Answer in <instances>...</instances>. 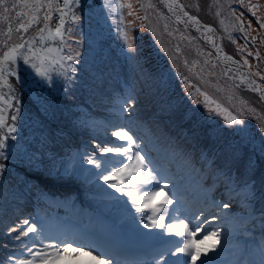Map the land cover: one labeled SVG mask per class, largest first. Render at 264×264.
<instances>
[{
  "label": "snow or ice",
  "instance_id": "1",
  "mask_svg": "<svg viewBox=\"0 0 264 264\" xmlns=\"http://www.w3.org/2000/svg\"><path fill=\"white\" fill-rule=\"evenodd\" d=\"M166 4L168 10L176 15L177 21L187 17L185 27L191 23L198 31H213L211 25L202 26L197 16L184 11L185 5L178 3V0H166ZM80 6L81 0H64L63 5L59 0H31V2L18 0V3H12L9 7L7 0H0V9H2L0 19L8 20V13L17 7L29 10L25 14L29 18L27 22L18 25L19 34L15 38L12 35L11 25L6 32L0 33L4 37L0 39V45L7 47V50L0 54V159H9V138L16 140L17 120L23 119V100L20 97L28 94L36 108L35 113L28 111V117L41 129L42 135L40 152L25 149L22 159L32 166L48 167L49 171L68 178L76 176L75 169L63 165L58 167L56 154L50 151L51 137L48 134V122L58 118L61 105L47 93L58 85L67 93L69 88L75 85L76 77L84 70L81 66L82 61L88 63L84 60L88 50L85 49L83 53L81 51L83 17L74 10ZM124 7L132 9L131 0L120 4L121 9ZM140 7L155 9L156 5L148 0L147 3H141ZM257 7L250 5L253 14ZM41 9H44L43 26L38 27L33 35L26 36L25 33L32 25H39ZM53 12H57L59 16L55 27L50 24ZM180 12L183 15H180ZM232 12L234 14L235 9H232ZM69 13L74 27L66 29V17ZM20 14L17 13L18 16ZM129 14L135 15V12L130 11ZM240 15L242 16L243 13ZM120 19L121 23L116 31L121 38L122 50H126V56L135 62L139 72L138 83L141 86L139 90L156 101L159 108L169 112L178 111L182 106L181 101L168 98V81L165 74L160 71H149L144 67L145 61L135 46V37L128 35L124 24L134 21L125 22L123 14ZM144 19H147V12ZM258 21L264 28V17H258ZM237 22L240 30L247 32L240 17H237ZM248 24L250 28L251 21ZM65 32H75L70 39L77 47L68 46L70 55H53L54 52L60 53L62 49L49 41L54 42L59 38L62 43H66ZM153 32L155 33V29ZM190 39L194 38L190 37ZM205 39L212 37L205 36ZM213 46L217 53L225 56L226 60L233 59L222 53L221 47L215 42ZM164 51L167 52L168 49L164 48ZM176 51H180L179 47ZM208 56L210 57L211 53H208ZM207 62L206 59L205 63ZM244 62L247 64L246 58ZM184 63L187 65V60ZM210 74L215 75V73ZM8 76L15 77L19 84V94L15 86L9 82ZM252 84H255V81H252ZM4 85L8 87L7 93L2 91ZM253 91L264 96V90L260 87L253 88ZM137 92L136 84H130L125 93L117 95L114 100V119L119 122H109L107 128L113 129L109 135L122 143L114 146L93 139L92 143L98 151L86 154V159L85 154H81V164L92 166L91 171L96 178L98 194L107 202L124 208L128 222L140 231L156 229L157 237L170 241L169 246L154 251L153 264H213V257L219 251L226 250V246L232 240L241 236L244 243L239 249V255L243 258L237 260L236 264H264V119L257 117L258 126L250 127L243 118L248 113L255 114L257 109L242 106L237 114L224 109L228 112L227 124L231 126L230 131L234 138L223 143L222 147L203 146L196 132L198 125L194 112H184L183 119L193 122L192 147L196 148V145L200 144L198 159L201 167H196L191 151L182 154L183 158L198 178L211 175L213 180V183L207 187L201 186L197 206L193 208L186 204L183 196L180 195L181 179L169 175L168 169L152 155L151 132L144 122L136 119L134 115L137 111L136 105L139 103ZM203 95L206 100L210 99L207 92ZM220 107L216 104L218 111ZM9 109L14 112L10 117L11 123L7 122ZM210 118L211 113H205L203 116V119ZM41 152L47 155V164ZM6 167L4 163H0V187L6 183L4 177ZM258 169L260 174L256 178ZM101 181L103 184L100 183ZM218 187L221 190L220 194L228 202L224 199H215ZM165 188H168L171 195L164 191ZM2 195L6 200L10 193L6 191ZM161 195L164 199L157 203ZM42 198L47 199V194H42ZM230 203H238L245 211L240 214L233 213ZM190 221L194 223L190 225ZM209 221H215L211 231L206 227ZM141 225L143 229L140 228ZM5 227L8 234H16L15 239L20 241L27 254V258L12 256L9 264H60L69 255V250L76 253L89 250L88 254L94 257L95 264H136L135 261L129 262L123 259L127 241L120 229H111L105 234H91L76 223L65 222L57 226L54 234L49 221L38 214L35 217L20 219L15 227L11 225ZM202 229L203 234L198 241L195 236L201 233ZM21 237L26 238L27 243L21 241ZM210 238L216 242L223 240V244L218 245L214 242L210 248L200 247L203 241ZM74 245L80 246L73 248ZM209 252L212 253L211 256ZM176 254L181 255L176 257ZM201 256L203 258L198 261Z\"/></svg>",
  "mask_w": 264,
  "mask_h": 264
},
{
  "label": "rangeland",
  "instance_id": "2",
  "mask_svg": "<svg viewBox=\"0 0 264 264\" xmlns=\"http://www.w3.org/2000/svg\"><path fill=\"white\" fill-rule=\"evenodd\" d=\"M31 2V0H29ZM127 0H81V6L75 8V12L83 17V23L81 25L83 29V48L88 50V54L84 56V60L88 61L85 64L81 63L84 69L76 77V83L72 88H69L67 93L63 91V88L58 85L50 93H47L55 102L61 105V112L58 113V118L48 122V134L50 135V151L56 154L57 166H66L70 168V162L77 159L75 164V171L79 175L73 183L70 184L71 179L65 177L56 172L49 171L48 167H35L30 165L26 160L22 159L25 149L33 152H40V139L41 129L36 123L29 119L28 111L35 113L36 108L32 103L31 96L25 94L20 98L23 100L22 104V116L23 119L17 120V137L13 141L9 138L8 151L10 156L8 160L0 159V163H4L7 167L4 171V177L6 183L3 187H0V260L2 254L8 252V250L16 249V245H13L10 241H15L16 234H8L5 225H11L15 227V224L20 219L35 217L37 214L49 221L50 226L55 234L56 228L60 225L61 220L73 223V220L69 218V211L57 210L56 213H50L48 211L44 214H32L30 215L29 203L36 200H41L42 194L51 190H59L58 193L66 192L74 189L84 179L93 177L89 180L90 186L96 185V178L94 174L88 172V177L81 176L82 170H86L88 165L81 164V154H90L94 151H98L95 145L92 143L93 139L98 141H104L105 143L116 145L117 138L111 137L109 133L113 130L107 128L106 122L118 123L119 121L114 119V114L110 116L109 120L105 123L101 122V127L95 125L93 120L89 119L87 111L82 107L79 97L82 95L85 86H91L93 93H98L104 85H108L111 81V75L116 76L120 74L123 69L129 72L137 81L135 82L138 89V105H136L137 111L134 114L135 118L142 119L146 110L151 109L152 105L149 103V97L144 99L141 97L139 72L136 68L135 62L126 56V50H122V42L119 33L116 31L117 26L121 23V14L125 22L134 21V23H125L124 26L128 31L130 37H135V46L137 47L140 56L144 59V67L149 71L163 72L168 81V98L177 99L181 101V115H184L186 111H192L195 114V120L198 127L196 132L200 143L206 147L210 144L213 146H223L228 140L233 139L230 127L227 124L228 112L224 109H228L232 114H237L239 109L244 106L247 108L255 107L257 112L255 114L248 113L243 118L250 127L258 126L257 117L264 119V101L258 92L253 91V86L247 81V79L233 70L232 68H226L219 59L217 52L206 43L205 39L198 35L196 30L188 24L185 27L186 18L177 21L176 15L170 12L167 6L162 0H151L156 5L155 9H143L140 7L141 3H147L148 0H131L132 9L124 7L120 8L121 3H126ZM158 2L160 4H158ZM9 7L12 3H18V0H7ZM59 3L63 5L64 0H59ZM178 3L184 4V11L189 12L190 15L196 16L199 20L198 12L202 11V15L210 18L217 23V27L211 23L212 29L216 35H214L213 42L218 44L222 51L231 56L234 60L240 62L245 68L244 70L251 74L258 82L262 83L264 88V28L261 27L258 17H264V0H178ZM250 5H257L255 14L250 8ZM163 7V8H160ZM232 9H235L233 14ZM168 13L164 14L165 11ZM2 11V9H0ZM130 11H134L135 15H130ZM206 11V12H205ZM29 10L27 8L17 7L8 13L9 19H0V33L7 31L9 25L13 29V37L15 38L19 33L17 32L18 25L21 22H27L28 16L25 15ZM147 12V19L144 16ZM17 13H21L19 16ZM243 13L241 16L240 14ZM43 14L44 9H41L39 15L41 21L39 25H32L29 31L25 33L26 36L33 35L38 27L43 26ZM162 14V15H161ZM237 17H240L244 21V28L247 32H242L239 28ZM59 21L57 12H53L52 20L50 24L52 27ZM251 21V27L249 28L248 22ZM143 25V27H140ZM167 25V27H165ZM66 29L73 28L74 22L71 20V13L66 17ZM155 29V33L153 32ZM22 31V30H20ZM75 35V32H65V41L62 43L59 38L56 41H49L54 46L61 47L60 53H53V55H70L68 46L76 48L77 45L70 39ZM194 38V39H190ZM3 35H0V39H3ZM255 38V39H253ZM179 47L180 51H176ZM167 48L168 51H164ZM7 47L0 45V54L6 51ZM211 53V56H208ZM257 53L259 54L257 56ZM173 57L175 59H173ZM247 59V64L244 62ZM207 59V64L205 60ZM112 61L111 66L107 61ZM187 60V65L184 61ZM196 62V63H194ZM230 69V70H229ZM225 72L227 74H225ZM210 73H215L211 75ZM260 73V75H257ZM249 76V75H248ZM187 77V79H185ZM243 77V79H241ZM8 80L17 89L19 94V84H17L15 77L8 76ZM259 82V84H260ZM63 80L61 79V84ZM4 93L8 92L7 85L2 88ZM207 92L210 99H205L203 93ZM98 96V95H97ZM199 101V103H194ZM15 103V101H13ZM216 104L221 107L219 111L216 108ZM153 110L158 109L159 113H163V110L169 114L166 109L159 108L157 102L154 101ZM205 113H211L210 119H203ZM14 114L12 109L8 110V123H11L10 117ZM170 115V114H169ZM171 116V115H170ZM145 117V116H144ZM162 118H165L162 116ZM145 120V119H142ZM146 123V122H145ZM186 126L188 130V138L191 139V133L193 131V122L185 120L181 123L179 120L175 122ZM167 124V121L164 122ZM174 124V123H172ZM174 124V125H176ZM176 125V126H178ZM181 128V126H178ZM99 128V129H97ZM183 128V127H182ZM71 131L76 135L83 129L85 148L84 151L77 153L76 150L70 151L69 144L70 139L68 133ZM100 131L99 136L93 134L90 135L92 130ZM153 141V140H152ZM185 142V141H184ZM196 147L199 149L200 144ZM152 155L155 157L153 149L155 145H151ZM44 156L45 164H47V155L44 152L40 153ZM195 154V153H194ZM99 155V153H98ZM71 156V157H70ZM69 157V158H67ZM74 157V158H73ZM78 157V158H76ZM198 155L193 156V161H197V165H200L197 160ZM156 158V157H155ZM157 159V158H156ZM61 163L59 164V162ZM164 163L165 168L168 169V174L173 175L181 179L185 185L180 190V195L183 196L185 203L190 205V200L199 199V193L201 186L206 187L213 183L211 175H208L200 180L195 172L190 168L182 167L176 159L171 161H161ZM257 162L259 163V156L257 154ZM201 167V165H200ZM199 167V168H200ZM202 169V168H201ZM62 170V169H61ZM259 169L256 172V178L259 177ZM75 178V177H74ZM83 178V179H82ZM103 184V181L100 182ZM180 183V184H181ZM206 185V186H205ZM169 188L171 185L168 186ZM63 190V191H62ZM9 192L10 195L5 200L3 197L4 192ZM62 191V192H61ZM168 192V188L164 190ZM220 188L216 189L215 195L218 198L224 199L228 202L224 196L220 194ZM50 193V192H49ZM48 194V193H46ZM164 196L161 195L160 200H163ZM175 200V198H174ZM47 202V201H45ZM97 203L92 208L97 213L100 211L95 219L90 222L88 228H94L97 230H104L106 233L111 229H120L123 232L124 238L127 241L126 247L129 245L139 246L145 250L154 249L155 251L169 246L170 241L163 240L156 236L158 230L156 229H143L141 225L140 231L135 225L128 222L126 218V210L118 205H113L102 198V203ZM191 206V205H190ZM194 208V206H192ZM230 208L233 213L240 214L245 210L239 206L238 203H230ZM52 214V215H51ZM91 217V215L89 214ZM64 222V221H63ZM85 223L86 214L81 215L76 223ZM194 221H190V225ZM94 226V227H92ZM194 230V229H193ZM203 234L197 233L196 240H200ZM167 235V234H165ZM10 240V241H9ZM240 245L244 243V239L238 238ZM157 242H160L158 248H155ZM220 245L223 241H213L212 239L203 241L200 247H209L213 243ZM164 245V247H161ZM80 245H74L73 248ZM134 246V247H135ZM89 250L76 253L69 250V255L66 256L68 263L73 264L79 261V264H95L94 258L88 254ZM226 250L219 251L218 254L213 257V264H229L230 259H225L229 256V252ZM10 253V252H8ZM7 253V254H8ZM23 254V256H22ZM225 254V255H224ZM228 254V256H226ZM181 254H176V257H180ZM211 256L212 253L209 252ZM221 256L222 258H218ZM17 258H27L26 252H21L17 255ZM203 258L202 256L198 258ZM225 259V260H221ZM90 261V262H89ZM7 264V263H3ZM147 264H153L148 262ZM234 264L235 261H234Z\"/></svg>",
  "mask_w": 264,
  "mask_h": 264
},
{
  "label": "trees",
  "instance_id": "3",
  "mask_svg": "<svg viewBox=\"0 0 264 264\" xmlns=\"http://www.w3.org/2000/svg\"><path fill=\"white\" fill-rule=\"evenodd\" d=\"M155 2H157V0H154V3ZM158 4L160 3L158 2ZM160 8H163V7L160 6ZM201 13L202 11H199L198 15H199V18L202 19V21L206 23H211L212 25L217 27V23H215L214 21H212L210 18L206 17L205 15L203 16ZM164 14L167 15L168 13L165 11ZM107 63L111 66L112 61L111 60L107 61ZM136 81L137 80L129 72L123 69V71L120 74H117L116 76L111 75V81L108 82L109 83L108 85L107 84L104 85L101 88V91L99 93L98 91L96 94L93 93L92 87L90 85L85 86L84 91L82 95L79 97V99L81 100L80 103L82 104V107L88 112L87 113V115L89 116L88 118L90 120L92 119L93 122H95L97 118H95L94 115H96L97 113L100 115H104L105 113H107L111 105L114 106L115 97L117 95L124 94L127 86L135 83ZM260 84L262 83L260 82ZM140 95L141 97H143V99L147 97L143 91L140 93ZM144 100L146 101L147 99H144ZM149 103L150 105L153 104L152 108L146 110L145 115H144L145 117L143 116L142 119H145L144 121L146 122V126L150 130L152 138L158 142V145L162 147L163 150H166L171 154H179L182 157L183 161H186V160L183 158L182 154L188 151L192 152V158L195 154L199 156V149L197 147L196 148L192 147L193 141H191L187 136L188 134V130H186L187 127L184 125L182 126L181 124L178 125L175 123L177 120H179L181 123L185 122V120L183 119V116L181 115V110L179 109L178 111H175V112H169V114L171 115L170 116L164 110H163V113H159L158 109L153 110V107H156V106H154V100H152L151 98L149 99ZM162 116H164L165 118H162ZM165 121H167V124H164ZM172 123L178 126H181V128H179L178 126ZM82 131L83 129H81V132L74 135V133L70 129V133H68V136L70 139L69 147H71L70 151L76 150L77 153H80L81 151H83L82 150L84 147L83 141L86 135H84ZM76 161L77 159H74L73 161L70 162V166H71L70 169H75V166H76L75 164H77ZM60 163L61 161L59 162V164ZM88 172H91V169H86L85 171L82 170V173H85L87 177H88V174H87ZM76 176L78 177L77 173H76ZM76 176L75 178L71 179L72 181H70V184L77 183V182H74V180L77 179ZM82 181H85V180L83 179ZM58 191L51 190V191L46 192L48 193L47 199L53 200L54 197L62 198L63 196L61 195V193H58ZM46 193H43V194H46ZM70 193L71 192H69V194ZM47 199H41V200L33 199L35 201L30 202L29 206L30 205L32 206L33 204H36L37 206H42L43 204H45V200ZM43 207H46V206H43ZM257 207H259V204H257ZM24 240L25 238H22L21 241H24ZM10 242L13 243V245L20 244V241H17V240L10 241ZM8 252H10V250H8ZM8 252H5L2 254L0 264H3L4 262L7 264L9 263L10 258L8 256L9 255Z\"/></svg>",
  "mask_w": 264,
  "mask_h": 264
},
{
  "label": "bare ground",
  "instance_id": "4",
  "mask_svg": "<svg viewBox=\"0 0 264 264\" xmlns=\"http://www.w3.org/2000/svg\"><path fill=\"white\" fill-rule=\"evenodd\" d=\"M163 1V3H165L166 4V0H162ZM167 5V4H166ZM173 13V12H172ZM174 14V13H173ZM180 15H183V13L182 12H180L179 13ZM186 19H187V17H185ZM200 21V20H199ZM200 23H201V25L203 26V25H205L203 22H201L200 21ZM195 30H196V32H197V34L198 35H201V37L202 38H204L205 39V36H210V37H212V38H214V35L213 34H215L216 35V32L213 30V31H210V32H202V31H198L197 29H196V27L193 25V24H191V23H189ZM207 25V24H206ZM205 41H206V43L209 45V43L211 44V46H213V39H205ZM215 42V41H214ZM217 45V44H216ZM222 53H224L223 51H222ZM225 54V53H224ZM219 59L221 60V62L224 64V66H226V68H232L233 70H235L236 72H238L239 74H241V75H243L246 79H247V81L255 88L256 86L254 85V84H252V80H250L249 78H250V76H248L249 74L244 70V68H243V66L240 64V63H237V61H235L234 59H232V60H226L225 59V56L223 55V54H221V53H219ZM264 101V100H263ZM184 185L181 183L180 184V189L183 187ZM215 224V221H209V225L208 226H206V227H208V230L209 231H211L212 230V228H211V226L212 225H214ZM211 239V238H210ZM209 239V240H210ZM68 263V260H67V258L65 257L64 258V260H62L61 262H60V264H65V263ZM73 264H79V261L78 262H76V263H73Z\"/></svg>",
  "mask_w": 264,
  "mask_h": 264
},
{
  "label": "water",
  "instance_id": "5",
  "mask_svg": "<svg viewBox=\"0 0 264 264\" xmlns=\"http://www.w3.org/2000/svg\"><path fill=\"white\" fill-rule=\"evenodd\" d=\"M215 29V28H214ZM213 29V30H214ZM216 30V29H215ZM218 45V44H217ZM215 51H216V49H215V47L214 46H211ZM217 52V51H216ZM218 54V56H219V53H217ZM228 56V55H227ZM221 61V60H220ZM236 61V60H235ZM238 62V61H237ZM240 63V62H239ZM223 64V63H222ZM224 65V64H223ZM245 68V67H244ZM249 76H250V80H252V81H255V86L256 87H260L262 90H264V88L257 82V80L251 75V74H249ZM260 96H261V93H258ZM262 97V99L264 100V96H261Z\"/></svg>",
  "mask_w": 264,
  "mask_h": 264
}]
</instances>
